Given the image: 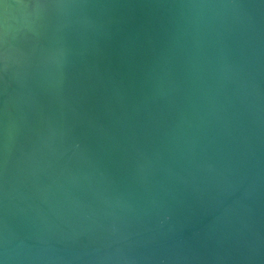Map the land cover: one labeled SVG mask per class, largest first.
<instances>
[{"label":"water","instance_id":"obj_1","mask_svg":"<svg viewBox=\"0 0 264 264\" xmlns=\"http://www.w3.org/2000/svg\"><path fill=\"white\" fill-rule=\"evenodd\" d=\"M0 261L264 264V0H5Z\"/></svg>","mask_w":264,"mask_h":264},{"label":"clouds","instance_id":"obj_2","mask_svg":"<svg viewBox=\"0 0 264 264\" xmlns=\"http://www.w3.org/2000/svg\"><path fill=\"white\" fill-rule=\"evenodd\" d=\"M38 9H44V8H40V7H37ZM61 9H67L65 7H60ZM5 34L8 35V31H7V27H6V23H5ZM0 264H3L2 261H0Z\"/></svg>","mask_w":264,"mask_h":264},{"label":"snow or ice","instance_id":"obj_3","mask_svg":"<svg viewBox=\"0 0 264 264\" xmlns=\"http://www.w3.org/2000/svg\"><path fill=\"white\" fill-rule=\"evenodd\" d=\"M5 3V0H0V5H3Z\"/></svg>","mask_w":264,"mask_h":264}]
</instances>
